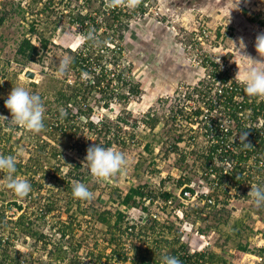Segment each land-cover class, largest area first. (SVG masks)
<instances>
[{
	"label": "built area",
	"instance_id": "2783aa9c",
	"mask_svg": "<svg viewBox=\"0 0 264 264\" xmlns=\"http://www.w3.org/2000/svg\"><path fill=\"white\" fill-rule=\"evenodd\" d=\"M63 1L68 4L67 8L71 11L70 16L75 14V16L85 17L86 20L79 23L73 21V17H68L72 22L71 26L78 31L76 34L84 36H81V47L72 49L74 52L72 59L75 64L69 70L72 75L66 79V82L69 86L73 83L71 86L74 87V78L77 76V83L82 84V88L63 109L60 108L61 110L59 109L57 113L54 111L53 114L45 113L44 120L49 123L47 131L55 133L56 138H60L66 133H73L76 127L94 133L107 117L91 119V115L96 111L111 109L113 104L123 107L128 99H136L134 95L130 94L132 88H137V81L133 74L134 64L131 53L126 46H123V39L125 34H128L130 26L139 23L146 16L144 7H142V5L146 6V3H143V0L135 9L127 7L109 9L105 6L106 0H90L89 3L86 0H76L75 5H70L68 0ZM91 3H96L98 7L91 8ZM149 19L153 20V18ZM182 29L186 30L185 27ZM166 31L174 41L176 32L173 27ZM89 32L94 35V40L83 39ZM189 34H191L190 42L187 45L182 41L174 42V51L179 55L180 66L194 69L200 75L193 84L178 83L169 95L157 99L156 105L158 104L157 108L161 110V114L158 115H164L171 127V130L166 131L167 135L169 133L164 140L168 144L166 149L175 145L177 147L176 154L182 155L185 159L189 155L194 156L190 165L197 171L196 187L182 184L177 193L165 202H158L156 199L153 203L156 205V211L145 215L146 221L158 219L162 223L164 222L162 217L165 218L170 214L171 217L181 220L184 226L181 227L180 238L183 240L184 247L176 249L172 255L169 254L178 257L180 264L193 263L190 258L210 246L209 242L199 236V250L189 249L190 240L197 235L190 231L192 227L183 218V209L193 205L207 209L208 206L219 202L221 198H224L225 201L227 199L251 200L248 197L250 187L253 185L264 186V98H251L244 92L242 81L236 80L234 76L237 68L235 63L226 62L220 56L212 57L210 53H207L204 46L210 38V32L203 22L197 21L196 28ZM25 70L24 68L21 73L24 74ZM4 108V102L0 99V116L10 120L11 116H6ZM87 110L90 114L88 118L84 116V112ZM153 112L157 114L155 109ZM62 113H67L64 121L60 119ZM88 121L94 124L93 128L87 127ZM159 124L162 126V123L159 122L150 130L145 125H140L141 129H139L137 123L134 130H138L140 133L153 132L156 134V127ZM242 131H248L245 142L249 143L252 148H244L240 144L239 133ZM112 132L110 131V135H106L105 140H111ZM135 132L133 131V134ZM115 136L117 141H126L125 137L119 135V130L115 132ZM134 138L127 142L132 143ZM24 139L27 140L26 145L28 146L24 149L26 153L36 150L37 146L45 141L49 142L43 135L35 136L0 119V154L15 156V152H19L16 150V146ZM175 139H179V141H174ZM111 145L114 144L111 143ZM111 145L105 148H109ZM28 158L27 153L25 160ZM16 164L22 167L25 163L17 161ZM55 167L56 165H53L48 168L43 164L41 170L49 169L53 172ZM21 169L14 175L27 181L32 180L31 178L35 175H39V177L42 175L40 172L38 173L37 167L34 165L30 166V170L28 169L27 172ZM33 171L37 173L30 174ZM6 175L5 172L4 177ZM177 180L175 179V181ZM2 184L0 181V264H46L52 262V259L48 257L50 247L43 250L40 241H30L29 235L23 232L16 222L21 219L26 224L30 222V227L42 226L48 218H54L57 212H50L41 221L39 219L42 216L40 206L45 197L38 196L34 192L35 188H31L28 196L22 199L17 198L6 188L4 182ZM187 187L191 191L186 190ZM40 201L42 202L40 203ZM140 215L142 214L139 213L138 216ZM85 219L88 218L85 217ZM125 220L129 225H138L145 221L131 223L127 218ZM90 224L92 225V223ZM99 227V223H93L92 228ZM188 227L190 230L187 229ZM54 228L56 230V227ZM90 229L87 231H91ZM99 230L100 235L106 232V230ZM137 230L141 232L138 228H134L133 231L136 233ZM128 231L129 227L126 232L119 235L122 243L118 248L106 244L99 259L95 255V246L88 247L84 243L85 245L75 252L77 260L80 264H161V260L157 261L149 256L151 259H142L146 250L155 251L157 255L162 250V254H166L165 246L155 244L156 239L159 238L151 234L148 235V232L136 235L132 241L137 248L135 254L134 247L130 244L131 236H127ZM51 235L53 237L45 235L46 240L56 241L60 238L57 231ZM67 238L65 236L63 242ZM194 244H196L195 240ZM113 251L119 252L120 259L116 258ZM54 263L52 262V264Z\"/></svg>",
	"mask_w": 264,
	"mask_h": 264
},
{
	"label": "rangeland",
	"instance_id": "374dc122",
	"mask_svg": "<svg viewBox=\"0 0 264 264\" xmlns=\"http://www.w3.org/2000/svg\"><path fill=\"white\" fill-rule=\"evenodd\" d=\"M89 1L90 0H88V2ZM143 1V3H146V6L142 5L146 14L144 21L153 18L154 22H157V29L164 31V33H166L167 29L173 27L176 32L173 42L182 41L187 45L191 38V34H189L190 31H194L197 21L203 22L210 32V38L205 42L204 49L207 53H210L212 57L220 56L221 59L226 62L231 61L235 63L237 65L236 73L234 74L236 80L242 81L243 73L248 64L242 55H249L254 59H260L255 51V42L258 35L264 34V0ZM67 2L70 5L76 4V0H68ZM67 5L68 4L63 0H0V18L4 17L5 14V18L0 22V75H2L3 78L5 75H8L7 82L9 83L8 86L10 89L17 85H22L27 88L28 85H31L30 83H34L33 85H35V87L30 86L28 89L34 90L38 95L42 92L50 98H53L54 96L56 97L59 92H63V94L65 92V94L68 95L71 89L80 90V88H82V84L77 83V76H75V78L73 76L71 77L72 79L74 78V87L71 86L73 83L69 86L66 82V79L72 75L71 71H69L72 68L70 63L66 75L62 77L56 75L60 62L63 60L71 61L74 56L72 49L78 46L81 47V36H84L83 34L78 36V31L71 26L72 22L69 21L68 17H73L75 14L70 16L71 11L67 8ZM90 6L91 8L98 7L96 3H91ZM182 27H185L186 30L183 31ZM31 30H33V32H31ZM160 36L159 38L162 40L166 38V34ZM27 38L35 44L39 39L49 42L46 48L36 57V62L32 64H26L20 56L15 54L18 43L22 39ZM241 38L246 47L240 52L238 48L240 47ZM123 46H126L129 51L128 46L130 45H127L124 39ZM137 51V49L134 50V52ZM14 58L20 60L17 63L21 65L26 64V68L34 73L32 79L28 80L25 78L21 73L25 67L18 65ZM166 67L170 69L171 65L168 64V62L166 64L165 59V65L161 70L163 71ZM185 68L188 67L181 66L178 72L171 68L170 76L173 81V87L178 83L193 84L197 80L200 75L199 72L195 75L192 70H184ZM136 83L138 84V82ZM141 93L142 92L139 90V94L136 96L137 100L134 98L128 99L123 108L118 104H113L111 109L96 111L91 115V119H103L107 117L106 119L111 122L116 121L117 118L121 119V122H118V127H120L119 135L125 137L126 141H119L122 142L119 144L115 142L113 143L114 145L110 147L124 153L128 164L126 169L115 177L106 181H99L90 175L88 167L83 164L85 158L82 157H86L87 149L93 146V144L101 146L102 143L104 144L106 141L105 138L102 137V132L96 136L95 132L92 133L88 130L85 131L80 129L75 139H53L48 142L52 144H47L52 146L53 150L65 151L66 154H63L61 165H67L72 163V161L82 163L83 168L81 171L86 172L84 181L81 183H84L87 187H90L92 184L99 187V189H89L93 193V198L90 201L81 202L80 204L82 209L86 207L88 211L87 214H94L93 219L102 211L106 210L114 213L115 209H119L127 216V219L131 223H136V217L139 214L138 212H140V207L150 206L145 201L141 206L138 204L136 208L123 209V206H117L116 203H112L108 198L107 190L110 186L117 187L121 195L128 187L142 184H147L153 190L154 188L160 187L162 191H168L175 195L178 190L175 179L180 178V172L178 170V166L180 165L182 169L184 166L186 167V171L184 169L181 173H184L188 177L189 185L193 188L196 187L198 178L197 173L189 167L194 156L189 155L182 163L179 162L178 159L179 157L182 158V155L167 152L165 148L168 144L164 142L166 139L165 134L162 138L158 135L159 132L164 133L171 130L167 119L163 118V121H161L162 126L159 124L156 127V134L158 136L153 132L140 133L132 127V123H138V128L141 129L140 125H143L141 123V118L149 113V110H152L150 116L155 114V112H153L154 109L157 113L155 114L156 116H162L158 115L161 114V110L157 108L158 104L156 105L155 103L149 109L147 108L142 111L138 106L140 99L138 96ZM8 95L1 93L0 97H5V99H7ZM1 101L3 100L1 99ZM127 107H129L130 111L127 110ZM4 110L6 111V116H11L6 108H4ZM133 131H136L135 134H133ZM171 135L173 136V133ZM133 137L135 138L132 143L127 142ZM169 140L171 141V138H169ZM26 144L27 140L24 139L16 146V150H19V152H15L16 162H28V160H25L27 153L29 155L28 159H32L36 155L32 153V151H27V153L24 151L25 147H28ZM146 146L147 150L144 148ZM80 150H83L81 154ZM51 151L50 148L44 150V162L47 164L52 163V160L49 159L50 157L48 156V152ZM140 157L141 159L139 160ZM135 163L138 165L137 169H133ZM188 167L190 169H188ZM63 171L65 172L66 168H63ZM4 174L5 172H0L1 185H3L2 181ZM31 179V181L28 180L30 185H39L38 192L36 190L34 191L38 196L46 198L49 195H53V198H59L60 195L64 193H59L60 190L63 189V186L61 187L58 181L51 180L49 176L43 177V175H41L39 177V175H35ZM74 182H76V180L71 179L68 182L69 187H72ZM174 185L176 188L175 191ZM159 200L160 199H157L158 202ZM63 201H65V197L60 202ZM135 201L137 200L135 199ZM220 201L224 202L225 199L221 198ZM41 202L42 201H40V203ZM222 203H219L217 207L213 209L204 208L198 218H191L193 221L192 223L190 219L183 216L192 227L191 230L189 227L187 229L192 231L193 234H196V237L202 236L203 239L209 242V250L213 253L216 248H221L216 254L218 258L214 264H261L262 261H264V251L261 252L260 250L264 247V207L257 208L251 200L235 201L227 199L225 205L222 206ZM175 204L177 205V203ZM59 205L60 210L58 209V211H56L58 214L56 218H48L46 223L42 226L30 227L27 232L30 241H34L35 235L37 234L51 237V234L56 231L54 228L57 226L56 220L60 222L66 221L71 210H69V212H64V204L61 203ZM71 209H74V205H72ZM150 211H156L155 204L151 206L149 212ZM251 213L255 215L250 217ZM87 214L86 218L89 216ZM170 215L165 218L162 217V221L174 222V226L171 230H177L180 234L181 227L184 225H182L181 220L171 217ZM238 217L240 220H237ZM76 221L78 225L80 223L79 226H83L82 229L78 228L74 231L76 239H83V243H86L88 247L95 246V255H98V250L101 252L104 251L107 241L104 240V234L100 235L98 233L100 228H84L83 217L79 214L76 216ZM164 223V225L168 224V222ZM39 224L41 223L39 222ZM234 227H239L240 231L243 232L238 236L235 235L231 232V229H234ZM88 229L91 231H87ZM254 229L261 231V233L259 235L256 233L254 234ZM30 235H33V238ZM194 240L195 237L190 240L189 249L194 250L196 248V250H199V245L196 247ZM235 244L245 247L249 253L242 256L241 252L235 250ZM47 247L52 248L51 245H47Z\"/></svg>",
	"mask_w": 264,
	"mask_h": 264
},
{
	"label": "trees",
	"instance_id": "16d2710c",
	"mask_svg": "<svg viewBox=\"0 0 264 264\" xmlns=\"http://www.w3.org/2000/svg\"><path fill=\"white\" fill-rule=\"evenodd\" d=\"M87 3L88 0H86ZM5 18V14L4 17L0 18V22L3 21V19ZM73 21H77L79 23H82L84 20H86L85 17L76 15L73 16ZM31 32H33V30H31ZM30 33V32H29ZM49 44V42L47 40H40L35 43L31 42L29 39H22L15 50V54L20 56L25 63L27 64H32L34 62H36V57L39 56L40 52H42L45 48L46 45ZM15 62L17 63L18 59H15ZM22 63V62H20ZM20 66H24L26 67V64L21 65L19 63H17ZM23 64V63H22ZM71 67L74 66L75 61L74 59H71L70 61ZM0 77H2V75H0ZM68 87V86H67ZM69 88H73V87H69ZM138 88V87H137ZM137 88H132L130 90V94L134 95L135 98L136 96L139 94V90ZM81 90V88H80ZM79 89H71L70 93L68 95L63 94V92H59L57 93L56 97L54 96L53 98H50L48 95L47 97L44 98L43 105L45 107V113L47 114H53L54 111L57 113L58 110L61 108L63 109V107L70 101V99L76 95V93L80 92ZM140 96V95H139ZM138 96V97H139ZM140 98V97H139ZM137 100V98H136ZM157 102H155L156 104ZM123 108V107H122ZM60 109V110H61ZM152 111V110H151ZM145 114L142 118H141V123L145 126H147L150 130L153 129L155 127L156 124H158L159 122L163 121L164 115H162L161 117L156 116L155 114H152L150 116V112ZM59 114V113H58ZM65 116H67V113H64L63 115L60 114V119L61 120H65ZM84 116L85 117H89V110H87L86 112H84ZM165 120V119H164ZM118 122H121L120 118H117V120L112 123L111 121H108L107 119L103 120V122L100 124L98 130L95 132V135L97 136V134H100V132H102V137L105 138L106 135H110V131L112 132V137L111 140H106L104 142V144L102 143V147H108L109 145H111V143H122L119 142L115 139V132H117L119 130L118 128ZM124 123V122H122ZM48 121L44 120V130L40 133V134H34L35 136H41L43 135L46 139H48L50 141V139H66V140H72L75 139L74 136L78 135V132L80 131L79 128L76 127V129L74 130V132L72 133H66L63 134L60 138H56L54 135L55 133H50L47 131V126H48ZM88 128H93L94 124L91 121H88V123H86ZM136 124L132 123V127L134 128ZM57 130V129H55ZM33 134V133H32ZM167 135V132L161 133L159 132L158 135H160V137H164ZM156 135V136H158ZM169 135V133H168ZM167 135V136H168ZM112 138L113 141H112ZM174 141H179V139H175ZM50 144L48 142H44L43 144H39L37 147V154L32 158V159H28V162H33V163H41L43 162V160H45V155H44V150L46 148H50V150H52L51 152H48V156L50 157L49 159H51L57 166L55 167L54 171L51 172V170L47 169V170H42L40 171L43 175V177L45 176H49L51 180L53 181H58V184L63 188L60 190V194L61 192H64L63 195H60V199L58 200V198H53V195H49L48 197L45 198V200L42 202L40 209L42 210V216L39 218L41 221H43V218L45 215L49 214L52 211H58V209L60 208L61 203H63L64 205V212H69V210H71L70 215L67 217L66 221L60 222L59 220H56L57 222V226H56V231L59 233L60 238L56 241H50V240H46L47 237L45 235L42 234H37L35 235V240L36 241H40V243H42V249L45 250L47 245H51L52 248L49 249L48 251V257L49 259H52L51 261L54 264H80V262L77 260V256H75V252L78 251V248H81L82 245H85L83 243V239H76V236H74V231L77 230L78 228H82L79 223H77L76 221V216L79 214L80 216H84L83 220H84V227L87 226H91V228L93 227V223L97 222L99 223L101 228H106L107 229V234H105V239L107 241V245H114L115 248H118L120 246V244L122 243L119 239V235L122 232H126L127 228L129 227V231L127 233V236H131L130 239V244H132V246L134 247V253L136 254V250L137 248L133 245L132 241L134 240L135 236L138 234H144L146 232H148V235L151 234L154 237H157L159 239H156L155 244L157 245V242L160 243L161 241V236L159 234V230L164 229V228H168L167 232H169L170 229H172V227L174 226L173 222L170 221H164V222H168L167 225H164V222H160L158 219H151L150 221H146L145 220V215L147 216L148 214H151L149 212V209L151 208V206L153 205L154 201L156 199H160L159 201H166L168 198H171L174 193L171 192H167V191H162L159 187V189H151L147 184H142V185H136L134 187H128L127 190L121 195V192L118 191L117 187H112L110 186V188L107 190V195L108 198L111 200L112 203H116L117 206H123V209H130V208H136V206L138 204H140V206L147 200L148 205H150L149 207H145V206H141L140 207V212L142 215L136 217V223L140 220H145L143 223L141 224H135V225H129L127 223V221L125 220L127 218V216L121 212L119 209V211L117 209H115L114 213H111L110 211H102L101 213H98L97 216L93 219V215L94 214H87V209L85 208H81V202H85V201H80V200H76L72 197V187H69L68 182L71 179H75L76 181L79 182H83L84 181V177H85V172L86 171H81V169L83 168L82 163H78V162H74L72 161V163L67 164L65 167H63L64 165L62 164V157L64 156L63 154H66L65 151L62 152H57L56 150L52 149V146L47 145ZM166 144V143H165ZM121 146V144H120ZM147 150V146L144 147ZM85 149V148H83ZM166 149V148H165ZM167 152H171L176 154L177 152V147H175V145H172L171 148L166 149ZM169 150V151H168ZM83 152V150H80V154ZM47 153V152H46ZM85 158V157H82ZM141 159V157L139 158V160ZM179 162H183L185 160V158L182 156V158L179 157ZM140 163V161H139ZM133 169H137L138 165L137 163H135V165L133 166ZM189 167L195 171V173H197L196 170H194V168H192V165H189ZM188 167V169H190ZM48 168H50V166L48 165ZM63 168H66V171H63ZM185 169L186 171V167L184 166V168H180V165L178 166V170L180 172V178L175 181V183L177 184V189H179V187L182 184H189V179L188 177L183 173H181L183 170ZM20 170V166L16 164V172ZM184 171V172H185ZM15 172V173H16ZM24 172H27L24 171ZM34 173H36L35 171H33V173H30L32 175H34ZM134 173V172H133ZM136 173V172H135ZM182 176V177H181ZM31 181V180H30ZM87 182V181H86ZM109 187V186H107ZM31 188H35V190L38 192V186H31ZM88 189H99L98 186H95L94 184H92L90 187H88ZM186 190L191 191L190 188H185ZM157 190V191H155ZM176 190L175 185H174V191ZM101 191V190H100ZM103 192V191H101ZM67 195V196H66ZM65 197V201L60 202L62 199H64ZM135 199L137 201H135ZM221 203L220 202H216L214 203L212 206H208L207 208L209 209H213L215 208V206L217 204ZM226 204V201H224L222 203V206ZM72 205H74V209H71ZM117 208V207H116ZM205 207H199L196 205L193 206H187L182 212L184 214V217L187 219H190V222L192 223V219L191 218H198L199 214L203 212V209ZM60 210V209H59ZM86 214L89 215L88 219L86 220ZM58 216V214L55 216V218ZM143 216V217H142ZM144 218V219H143ZM90 221V223H92V225L90 223H88ZM125 222V223H124ZM141 222V221H140ZM42 224V223H41ZM16 225H20L19 227H21V229L23 230V232L27 233L30 229V222H27V224L22 221L21 219L18 220L16 222ZM167 226V227H166ZM54 227V226H53ZM134 228H138L141 230L135 233L133 230ZM231 232H233V229H231ZM175 233V238L178 237L179 233H177V230L174 231ZM235 235H239L240 230L235 231L234 233ZM33 236V235H30ZM67 236L68 238L63 242L64 237ZM229 238V236H228ZM264 238V235H263ZM175 240V239H174ZM161 242H164L163 240ZM132 247V248H133ZM235 248L236 250L240 251V252H246L247 249L243 246H240L239 244H235ZM261 252L264 251V247L263 249H260ZM98 255H97V259H99V257L101 256V251L98 250L97 251ZM114 254H116V258L120 259V254L117 251H113ZM72 254V257H71ZM90 254V253H89ZM142 255V254H141ZM217 255L214 254L211 251H203L200 253H196L193 255L192 258H190V260H193V263H189V264H214L217 261ZM189 260V259H188ZM52 262H48L46 264H52ZM58 262V263H57ZM195 262V263H194ZM41 264V263H40ZM43 264V263H42ZM261 264H264V261H262Z\"/></svg>",
	"mask_w": 264,
	"mask_h": 264
},
{
	"label": "clouds",
	"instance_id": "9594fccd",
	"mask_svg": "<svg viewBox=\"0 0 264 264\" xmlns=\"http://www.w3.org/2000/svg\"><path fill=\"white\" fill-rule=\"evenodd\" d=\"M141 2L142 0H106L105 6L109 9L122 7L135 9ZM83 39L94 40L95 37L89 32ZM245 47L241 38L238 49L241 52ZM255 51L260 59H254L249 55H242L248 62L242 78L243 90L251 98H264V34L257 36ZM69 63L67 60L60 62L56 72L58 77L66 75ZM4 106L9 111L11 119L9 120L3 116H0V119L33 134H40L44 130L45 107L40 96L31 92L28 88L22 85L12 87ZM247 136L248 131L239 133L240 144L244 148H252L249 143L245 142ZM83 164L88 167L92 177L99 181H106L124 171L128 161L124 153L120 151L114 150L111 147L105 148L93 144V146L87 149ZM0 172L7 173L3 177V182L6 188L17 198H25L31 192L30 183L14 175L16 172L15 156L0 154ZM72 197L80 201H90L93 198V193L84 183L76 181L72 185ZM248 197L251 198L257 208L264 207V186H251ZM161 264H180V260L178 257L165 255L161 258Z\"/></svg>",
	"mask_w": 264,
	"mask_h": 264
},
{
	"label": "crops",
	"instance_id": "0c3cea01",
	"mask_svg": "<svg viewBox=\"0 0 264 264\" xmlns=\"http://www.w3.org/2000/svg\"><path fill=\"white\" fill-rule=\"evenodd\" d=\"M156 23L152 19H147V21H144V19H142L139 23H135L130 26L129 32L128 34H125V38H124L127 45L128 44L130 45L128 47H129V51L131 53L133 64H134L133 74L136 76L135 79L138 82L137 84L138 90L142 92L139 96L140 99H139V104H138V106L142 109V111L146 110L147 108L149 109L151 106H153L156 100L160 98L158 96L163 97V96L169 95L172 92L174 87L172 85L173 81L170 76L171 68H173V70L177 72L180 71L181 69L180 61L178 57L179 55H177L174 51V45H173L174 42L172 38L168 36L169 32L166 31V33H164V31L157 29ZM164 34H166V38H164L163 40L160 39L159 38L161 37L160 35L164 36ZM141 44H142V47H141ZM135 49H137L138 51L134 52ZM165 59H166V64L168 62V64L171 65V68L169 69L168 67H166L162 71L161 68L165 65ZM25 69L26 70L24 71V74H23L24 76H25L26 71H31L27 69L26 67ZM184 70H192L195 73V75H197L198 73V72H195L196 70L194 69L185 68ZM7 77L8 75H5L4 78L0 77V78H3V79H0V95L1 93L4 95L5 94L8 95L12 90L8 86L9 83L7 82L8 80ZM33 77H34V73H33ZM25 78L30 80L27 77ZM30 84L31 85H28L27 88H29L30 86L35 87V85H33L34 83L33 84L30 83ZM29 90L33 92L34 94H36L34 90H31V89ZM39 96L42 101H44V98L47 97V95L42 92L39 93ZM1 99L4 102L6 100L5 97ZM127 110L130 111L129 107H127ZM51 140L52 139H50V141ZM38 148L36 150H33L32 153L37 154L36 152ZM57 152H62V151H57ZM51 162L52 163H49V164L44 162V160L43 162L38 163V164L32 163V162L31 163L26 162L22 167L20 166V169L22 168L21 170L28 171V169L30 170V166L34 165L35 167H37L36 170L40 172L42 171L41 166L43 164L49 165V166L56 165L53 161ZM222 202L223 201H221V203ZM252 215H255V214L251 213L250 217H252ZM237 220H240L239 217ZM99 228L102 229V231L106 230L104 235L107 234L108 231L106 228H101V227ZM167 229L168 228L159 230L161 241L163 240L164 242H161V241L160 243L157 242V245L165 246L166 254H162V250L159 255H157V252L155 251L146 250L142 257L143 260L144 258H147V259L155 258V260L159 261L161 260L162 256L169 255V254L172 255V253H174L176 249L184 247V243L182 242L183 240H181L180 238L181 235L179 234L178 237L175 238L174 231L170 229L169 232H167ZM238 230H240L239 227H234L233 232L235 233V231H238ZM242 232L243 231H240V233ZM255 233L259 235L261 231L254 229V234ZM191 236L192 234L190 235L189 240ZM195 243L196 245H199L198 237H195ZM209 248L206 249L205 251H211L209 250ZM220 249H221L220 247L216 248L217 251L214 249L215 250L214 254H217V252H219ZM246 253H249V251L247 250L246 252H241L242 256L245 255ZM148 256L151 258H149ZM239 264H242V263H239Z\"/></svg>",
	"mask_w": 264,
	"mask_h": 264
},
{
	"label": "water",
	"instance_id": "95a60500",
	"mask_svg": "<svg viewBox=\"0 0 264 264\" xmlns=\"http://www.w3.org/2000/svg\"><path fill=\"white\" fill-rule=\"evenodd\" d=\"M25 77L32 79L33 78V73L31 71H26Z\"/></svg>",
	"mask_w": 264,
	"mask_h": 264
}]
</instances>
